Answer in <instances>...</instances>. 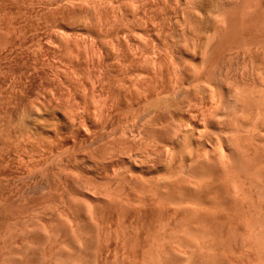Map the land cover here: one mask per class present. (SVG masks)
I'll use <instances>...</instances> for the list:
<instances>
[{"label":"rangeland","instance_id":"1","mask_svg":"<svg viewBox=\"0 0 264 264\" xmlns=\"http://www.w3.org/2000/svg\"><path fill=\"white\" fill-rule=\"evenodd\" d=\"M219 1L0 0V264H264V0Z\"/></svg>","mask_w":264,"mask_h":264},{"label":"bare ground","instance_id":"2","mask_svg":"<svg viewBox=\"0 0 264 264\" xmlns=\"http://www.w3.org/2000/svg\"><path fill=\"white\" fill-rule=\"evenodd\" d=\"M218 1H219V0H218ZM231 1H232V0H231ZM222 2H224V1H222ZM229 2H230V1H229ZM229 2H228V3H229ZM218 3L220 4V1H219ZM226 3H227V0H226ZM226 3H225V4H226ZM219 4H218V5H219ZM221 5H222V4H221ZM223 5H224V4H223ZM228 5H229V4H228ZM228 5L226 4V6H228ZM232 5H233V2H232ZM219 6H220V5H219ZM220 7H222V6H220ZM223 7H224V6H223ZM229 7L232 8V9L235 8V7L233 8V6L231 7V4H230ZM230 8H229V9H230ZM225 9H227V7H226ZM227 11H230V10H227ZM231 13H232V11H231ZM233 13H234V12H233ZM235 14H236V13H235ZM235 14H234V15H235ZM231 15H232V14H231ZM233 17H234V16H233ZM235 17H236V16H235ZM234 19H235V18H234ZM218 21H220V20H218ZM218 21H217V22H218ZM234 21L237 22L236 20H234ZM235 22H234V23H235ZM246 22H247V21H246ZM220 23H221V22H220ZM217 24H219V22H218ZM235 24L237 25V23H235ZM246 24H247V23H246ZM214 26H215V28H217L215 24H214ZM217 26H218V25H217ZM219 26H220V24H219ZM219 26H218V27H219ZM236 28H237V27H236ZM230 37L232 38L233 36H230ZM261 38H262V37H261ZM263 38H264V37H263ZM263 38H262V39H263ZM233 39H234V37H233ZM262 39H260V40H262ZM263 41H264V39H263ZM224 47H225V46H224ZM224 47H223V50H224ZM221 48H222V47H221ZM225 48H227V47H225ZM221 51H222V49H221ZM153 63H154V62H153ZM147 90H148V89H147ZM147 90H145V91H147ZM148 91H149V90H148ZM150 92H151V91H150ZM177 92H178V91H177ZM179 92H181V91H179ZM174 93H175V92H174ZM181 93H182L181 96H180L179 94H178V95L173 94V96H174L175 98H179V97H181V99H180V98L178 99L179 101L176 99V100L178 101V102L176 103L177 106L174 105V106H176V107H174V108H175L177 111H178V110H179V111H182L183 107L185 106V100H187V99H189V98H191V97H192V98H196V97H197L196 95H194V93L190 94V93L188 92V93H189V94H188L187 92L185 93V92H183V91H182ZM145 94H146V92H145ZM145 94H144V96H145ZM149 94H150V93H149ZM176 94H177V93H176ZM176 96H177V97H176ZM131 97H132V96H131ZM147 97H148V95H147ZM129 98H130V97H129ZM132 98H133V97H132ZM144 98H145V97H144ZM172 107H173V106H172ZM111 108H112V107H111ZM176 110H174V111H176ZM172 111H173L172 108H171V110H168V112H172ZM174 111H173V112H174ZM177 111H176V112H177ZM179 111H178V112H179ZM101 112H102V111H101ZM166 112H167V111H166ZM168 112H167V113H168ZM173 112H172V113H173ZM168 115H171V113H169ZM171 116H172V115H171ZM104 117H105V116H104ZM165 117H166V115H165ZM167 117H168V116H167ZM169 118H170V117H169ZM169 118H168V119H169ZM107 119L109 120V118H107ZM104 120H105V119H104ZM108 120H107V121H108ZM171 120H172V118H171ZM100 122H101V121H98L97 124L100 123ZM102 122H104V121H102ZM106 123H107V122H105V124H106ZM100 124H102V123H100ZM107 124H108V123H107ZM178 125H179V124H178ZM178 125H177V128H178ZM99 126H101V125H99ZM103 127H104V126H103ZM172 128H173V127H172ZM166 130H169V131H170V129H166ZM171 131H172V130H171ZM177 131H178V130L173 131V132H174V135H173V132H171V133H172V136H176L175 134L177 133ZM165 132H167V131H165ZM166 134H168V133H165V135H166ZM169 134H170V132H169ZM167 136H169V135H167ZM170 137H171V136H170ZM177 137H178V135H177ZM174 138H175V137H174ZM175 139H176V138H175ZM175 139H174V140H175Z\"/></svg>","mask_w":264,"mask_h":264}]
</instances>
